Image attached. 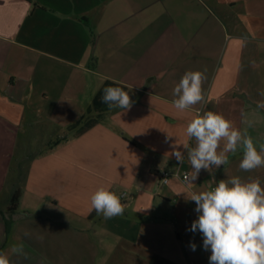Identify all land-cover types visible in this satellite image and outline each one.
<instances>
[{"label": "crops", "instance_id": "1", "mask_svg": "<svg viewBox=\"0 0 264 264\" xmlns=\"http://www.w3.org/2000/svg\"><path fill=\"white\" fill-rule=\"evenodd\" d=\"M187 71L204 73L205 99L181 113L173 89ZM108 86L132 107L102 103ZM261 92L264 0H0V253L11 264H210L190 231L191 195L236 176L264 186V167L241 170L238 149L185 184L173 174H190L187 150L180 164L173 145L213 111L241 130L246 113L259 148ZM102 185L123 215L89 211Z\"/></svg>", "mask_w": 264, "mask_h": 264}, {"label": "clouds", "instance_id": "2", "mask_svg": "<svg viewBox=\"0 0 264 264\" xmlns=\"http://www.w3.org/2000/svg\"><path fill=\"white\" fill-rule=\"evenodd\" d=\"M202 71H187L173 89L176 97L173 107L183 113L205 99ZM264 96V92H261ZM102 103L109 109L119 108L123 111L132 107L133 101L128 91L121 87L104 88ZM258 109H264V101L257 103ZM242 122L246 127L241 130L220 113L197 111L187 122L184 129L185 139L173 145V155L178 163H183L184 154L176 150L182 145L187 150L191 172L187 182L196 180L199 172L211 171L213 167L229 163V153L242 151L239 168L245 172L264 167V143L257 148L248 128L254 121L247 118ZM195 141V145L190 144ZM223 146L221 147V145ZM196 204L198 218L191 224L190 231L202 234L203 247L210 249V264H264V186L261 181L252 179L242 181L240 177L221 179L215 187L190 198ZM95 210L104 218L111 219L123 215L125 205L121 196L109 186L98 187L90 196L89 211ZM27 235V233H25ZM192 250L196 248L191 245ZM13 253L22 254L23 245H13ZM0 264H11L9 257L0 253Z\"/></svg>", "mask_w": 264, "mask_h": 264}, {"label": "built area", "instance_id": "3", "mask_svg": "<svg viewBox=\"0 0 264 264\" xmlns=\"http://www.w3.org/2000/svg\"><path fill=\"white\" fill-rule=\"evenodd\" d=\"M176 177H179L185 184H187V177L189 176L188 174H184V175H180L179 172H176L175 174H173ZM172 176V174L170 172L164 171L160 174V180L159 183L161 185H166L169 183L170 181V177ZM215 187V186H212ZM211 187V188H212Z\"/></svg>", "mask_w": 264, "mask_h": 264}, {"label": "trees", "instance_id": "4", "mask_svg": "<svg viewBox=\"0 0 264 264\" xmlns=\"http://www.w3.org/2000/svg\"><path fill=\"white\" fill-rule=\"evenodd\" d=\"M20 193L19 191H16L15 194L13 195L12 202L10 205V210H15L18 207V201H19ZM7 227H9V222L6 221Z\"/></svg>", "mask_w": 264, "mask_h": 264}, {"label": "rangeland", "instance_id": "5", "mask_svg": "<svg viewBox=\"0 0 264 264\" xmlns=\"http://www.w3.org/2000/svg\"><path fill=\"white\" fill-rule=\"evenodd\" d=\"M40 149H41V147H38V146L34 147V150H35V151H38V150H40Z\"/></svg>", "mask_w": 264, "mask_h": 264}]
</instances>
